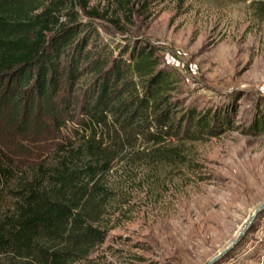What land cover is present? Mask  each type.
I'll use <instances>...</instances> for the list:
<instances>
[{
	"label": "rangeland",
	"instance_id": "1",
	"mask_svg": "<svg viewBox=\"0 0 264 264\" xmlns=\"http://www.w3.org/2000/svg\"><path fill=\"white\" fill-rule=\"evenodd\" d=\"M38 1L36 12L54 2L59 21L69 23L72 12L77 23L89 22L111 49L153 48L161 66L178 76L173 99L233 123L217 136L137 143L116 157L98 179L103 191L91 208L92 226L104 239L73 264H206L264 202V132L254 126L264 117V2ZM31 105L26 102L20 130L14 117L22 102L0 115V148L14 164L3 209L13 202L19 172H33L52 161L58 144L78 140L73 105L65 99ZM213 264H264V210Z\"/></svg>",
	"mask_w": 264,
	"mask_h": 264
},
{
	"label": "trees",
	"instance_id": "2",
	"mask_svg": "<svg viewBox=\"0 0 264 264\" xmlns=\"http://www.w3.org/2000/svg\"><path fill=\"white\" fill-rule=\"evenodd\" d=\"M39 8L38 0L0 1V115L22 102L14 113L20 130L26 102L34 109L41 100L65 99L73 105L78 140L58 144L52 161L33 172H19L6 209L3 191L14 164L0 148L4 264H73L84 258L104 239L92 226L91 208L99 206L97 193L103 191L98 179L116 157L137 143L198 140L233 125L230 116L173 99L178 76L161 66L153 48L133 43L111 49L97 41L89 22L77 23L74 13L63 23L54 2L36 12ZM55 119L59 124L60 115ZM254 126L264 132V117Z\"/></svg>",
	"mask_w": 264,
	"mask_h": 264
},
{
	"label": "water",
	"instance_id": "3",
	"mask_svg": "<svg viewBox=\"0 0 264 264\" xmlns=\"http://www.w3.org/2000/svg\"><path fill=\"white\" fill-rule=\"evenodd\" d=\"M264 210V202L259 203L253 210L252 214L249 216L248 221L238 237L233 240L229 245H227L223 250H221L219 253H217L213 258H211L206 264H213L215 263L218 259L223 257L225 253L229 252L234 245L237 243L238 239H240L244 233V231L249 227V225L252 223V221L258 216L260 212Z\"/></svg>",
	"mask_w": 264,
	"mask_h": 264
}]
</instances>
